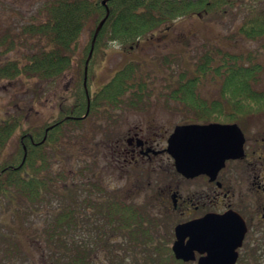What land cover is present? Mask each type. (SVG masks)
<instances>
[{
  "label": "trees",
  "instance_id": "obj_1",
  "mask_svg": "<svg viewBox=\"0 0 264 264\" xmlns=\"http://www.w3.org/2000/svg\"><path fill=\"white\" fill-rule=\"evenodd\" d=\"M103 1L46 0L42 12L47 18L31 25L27 32L51 48L41 45L23 65H0V80L20 75L38 74L45 79L62 75L70 68L76 42L90 23L94 26L89 51L92 45L96 51L107 40L132 52L150 34L179 19L194 14L216 18L241 13L235 35L259 43V49L245 52L206 43L192 67L164 77L166 83L159 92L167 96V103L182 107L185 118L191 113L193 122H230L244 118L239 112H264V88L259 86L264 70L259 59L264 51V0ZM144 67V61L130 60L97 92L105 95L97 100L113 103L117 96L133 95L120 101L132 108H148L154 76ZM208 81L217 85L214 99L202 94ZM84 104L85 91L79 86L73 106L56 121L23 131L19 147L4 160L11 136L22 128V115L0 120L3 214L13 208L11 216L29 212L43 216L42 229L34 237L41 241L45 264H185L174 257L169 239L158 234L160 225L146 217L138 205L114 196L105 186L82 180L88 177L89 165H79L78 179L63 170H52L63 157L61 142L68 136L66 117L76 114ZM93 189L100 197H93L97 195ZM136 251H141V257ZM100 252L105 259L99 258ZM26 255L15 231L0 220V264H29Z\"/></svg>",
  "mask_w": 264,
  "mask_h": 264
},
{
  "label": "rangeland",
  "instance_id": "obj_2",
  "mask_svg": "<svg viewBox=\"0 0 264 264\" xmlns=\"http://www.w3.org/2000/svg\"><path fill=\"white\" fill-rule=\"evenodd\" d=\"M45 3L46 0H0V65H7L9 62L23 65L41 45H45L47 49L51 48L47 46L46 41L27 32L31 25H38L40 20L47 18L42 12ZM240 22L241 13L216 18L194 14L150 34L141 41L133 53L126 51L117 42H107V40L100 43L96 51H93V47L89 51L91 29L94 25L88 24L76 42L70 68L62 75L47 79L38 74L20 75L0 80V120L22 115V128L11 136L2 159L8 158L17 150L23 131L29 128L39 129L45 123L53 121L60 111L63 112L61 108L73 106V102L69 100L71 95L76 96L75 92L78 91L79 86H84L85 67L89 76L88 92L93 93L109 82L114 73L130 60H142L145 62L144 68L150 70L151 75L154 76L153 95H161L159 91L166 83L164 77L169 78L172 72L192 67L206 43L216 42L229 49L245 52L259 49V43L235 35ZM259 59L264 63V51ZM260 80L259 86L264 88V70L260 74ZM216 88V84L208 81L202 89V94L206 98L214 99L217 96ZM149 104L151 106L144 108L168 111L165 122L168 133L172 132L176 124L193 122L190 118L191 113H188L190 117L185 118L186 114L182 107H178L175 103L158 100ZM87 133L91 137L88 127L84 126L73 132L72 142L68 143L66 138L62 140L63 157L59 162H55L52 170H63L68 175L71 169H74L76 173L73 178L78 179L79 165L91 164L94 170H90L94 171L95 175L88 174L89 176L86 179L83 177L82 180L105 186L114 196L138 205L146 217L160 225L158 234L164 235L170 243L173 240L175 224L181 216L179 217V212L167 210L164 190L172 178L174 182L180 179L167 166L156 169L144 167L147 172H143L138 167L122 166L120 170L119 167L102 166L103 161L99 154L94 152L93 157L88 156L92 154L89 149L92 139L98 138L100 134H94V138L84 140L81 135L86 136ZM79 134L81 138L77 139ZM93 192L97 193L95 189ZM98 196L100 197L98 193L93 195V197ZM13 210L15 211L12 208L7 214H3L5 211L0 207V220L15 231L18 241L27 252L29 264H42V262L45 264V258L40 254L41 241L38 242L34 237L42 229L43 216L31 212L11 216ZM136 254L138 258L142 255L141 251H136ZM128 256L130 257L131 253H128ZM99 258L102 260L106 258L104 252L99 253Z\"/></svg>",
  "mask_w": 264,
  "mask_h": 264
},
{
  "label": "flooded vegetation",
  "instance_id": "obj_3",
  "mask_svg": "<svg viewBox=\"0 0 264 264\" xmlns=\"http://www.w3.org/2000/svg\"><path fill=\"white\" fill-rule=\"evenodd\" d=\"M88 77V69L85 67L83 72V83L86 86V88L83 86L85 104L76 114L70 113L66 117L67 142L74 139L73 132L86 126L91 137L88 133L86 136L81 135L84 140L94 138V134H100L98 138L92 139L89 148L92 154L88 156L93 157L94 152L99 154L103 161L102 166L138 167L143 172L148 171L144 167L153 169L170 167L180 179L174 182L172 178L164 190L167 210L179 212V217L181 216L175 227L208 214L217 216L228 214L232 221L245 229L242 244L236 248L235 264H264V112H239L244 118L219 122L235 123L240 127L244 136L243 154L225 160L224 165L215 174H200L186 178L176 170L174 159L167 150L168 139L176 126L194 122L176 124L172 132L168 133L165 123L167 110L136 109L120 101L122 97H135L133 95L117 96L118 99L113 103L98 101L99 98H105V95L97 93L102 87L93 93L88 92ZM147 97L153 102L158 100L166 102L167 99L166 95ZM69 102L74 104L76 96L71 95ZM149 105L151 106L148 104V107ZM61 110L65 112V109ZM60 112L54 118L55 121L62 114V111ZM81 137L79 134L77 139ZM91 167L90 164L88 174L94 173ZM75 173L76 171L71 169V176ZM175 227L173 240L169 243L171 251L176 241ZM194 255V260L183 262L197 264L199 258L206 254L195 251Z\"/></svg>",
  "mask_w": 264,
  "mask_h": 264
},
{
  "label": "water",
  "instance_id": "obj_4",
  "mask_svg": "<svg viewBox=\"0 0 264 264\" xmlns=\"http://www.w3.org/2000/svg\"><path fill=\"white\" fill-rule=\"evenodd\" d=\"M102 3L106 4V0ZM243 143L244 136L237 124L193 123L175 127L167 150L175 160L176 170L192 178L215 174L225 160L243 154ZM244 232L228 214H208L175 227L172 251L182 261L194 260V252L198 251L206 255L197 264H235L236 248L242 244Z\"/></svg>",
  "mask_w": 264,
  "mask_h": 264
}]
</instances>
